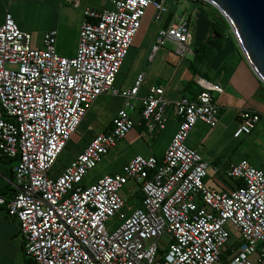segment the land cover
<instances>
[{
    "label": "built area",
    "instance_id": "2783aa9c",
    "mask_svg": "<svg viewBox=\"0 0 264 264\" xmlns=\"http://www.w3.org/2000/svg\"><path fill=\"white\" fill-rule=\"evenodd\" d=\"M109 1L110 8H82L72 56L55 52V29L45 30L37 46L8 11L0 24V155L13 159L14 187L11 196L0 194V205L17 219L30 264H215L229 237L226 224L238 241L227 264H264V168L246 158L230 162L225 175L241 184L216 189L204 181L207 161L184 143L197 120L215 124L218 106L210 91L220 92L218 83L195 75L202 87L196 97L171 101L177 128L160 158L135 154L119 172L84 183L85 173L133 125L129 110L141 74L121 89L113 80L145 7H154L155 15L166 10L163 0ZM192 26V16H178L157 30L152 49L171 39L183 56ZM110 90L123 98L111 126L49 176L89 104ZM162 91L151 85L138 97L147 132L164 125ZM259 115L240 109L233 135L248 132ZM129 179L141 193L132 207L120 193ZM115 212L120 222L107 224Z\"/></svg>",
    "mask_w": 264,
    "mask_h": 264
},
{
    "label": "crops",
    "instance_id": "0c3cea01",
    "mask_svg": "<svg viewBox=\"0 0 264 264\" xmlns=\"http://www.w3.org/2000/svg\"><path fill=\"white\" fill-rule=\"evenodd\" d=\"M31 0H0V24L3 21V16L6 11H8L11 17L14 19V8L21 7L25 5L26 2ZM76 7H80V15L79 19L76 18L73 22L70 17L69 13L64 12L65 15L62 17V11L56 15L55 18L56 22L52 25H49L47 28H44L42 33L48 29H55V42H54V49L55 52L62 56H72L75 53L76 45H77V37H78V28L80 22L82 20V8L85 6L93 7L95 9H105L107 7L100 5L99 2H94L92 0H67ZM166 4V3H165ZM66 5H59L60 10H62ZM167 7V6H166ZM154 8V7H153ZM192 8H189L188 11L185 12L184 15L191 17ZM168 11L159 12L156 14V10L154 8V13L152 16V21L156 24L154 26V35L151 36L149 39L145 40L144 34L140 37L137 44L132 43L128 46L133 47L134 52L137 54L138 62L139 63H146L147 59L152 63L155 61V76L152 82H148L147 86L144 90L139 92V85L143 80V77L146 76V72L141 69L136 72L133 81L127 85L126 87H130L134 84V80L138 74H141V79L139 85L137 87V98L134 100V109L129 110V114L132 118V113H137L136 118H132L133 125L132 127L122 136V139H125L127 142H132L134 140H138L140 138H144V136H150L151 138L156 136H161V151L155 153L152 150V147L146 154L141 155H154L157 158H160L163 154V151L173 134V132L177 128L178 116L175 113L171 101L176 98L185 97L188 99H193L196 97L199 90L202 88L195 81V75L192 74L189 67V59L192 57V50H187L183 56L169 54L165 51L159 52V45L156 49H152V45L155 42V37L157 34V30L160 27H166L172 22H176L178 16L181 15H172L167 21V14ZM145 10L141 18H144ZM140 18V19H141ZM78 21V22H77ZM17 26L20 27V21L17 19L16 21ZM140 25V23H139ZM226 29V28H225ZM137 31V30H136ZM226 31V30H225ZM41 33V34H42ZM41 37V36H40ZM65 39H69L68 42H64ZM35 40V39H34ZM171 42H174L171 39H168ZM40 41V39H39ZM37 42L40 43V42ZM132 42V40H131ZM130 42V43H131ZM66 43V44H65ZM175 43V42H174ZM189 44V43H188ZM73 46V53L69 54L70 48ZM176 46V44H175ZM128 51V49H127ZM237 53L235 52L232 56L236 59V61H229L228 55L224 57L216 69H207L206 67L202 66L201 71L202 74L205 76L206 80H210L211 82L218 83L222 89L220 92L217 91H210L214 101L218 106L217 111V120L214 125L209 126L201 120H197L192 127L189 129L187 135L191 134V141L188 143V146L194 147L198 152V149L203 147L204 141L208 139L210 136H213L214 142H219V148H227L229 150H238L239 154L233 158L227 157L226 162L220 164L221 169H223V173L225 174V169L227 168L230 162L237 161L240 158H246L250 164L258 168H264V84L255 76L243 56L241 55L240 51L237 48ZM159 52V53H158ZM127 53V52H126ZM189 56H186V54ZM126 55V54H125ZM179 56V57H178ZM125 57V56H124ZM232 57V58H233ZM233 58V59H234ZM175 59V61H174ZM207 70H210L209 72ZM159 75V76H158ZM161 77L160 80L157 79ZM155 80V81H154ZM154 81V82H153ZM162 85V97L167 101L163 107V113L166 116L164 125L162 128H156L151 132H147L143 118L139 112L141 109L140 102L138 97L144 95L148 87L151 85ZM125 88V87H123ZM119 89V88H118ZM108 92V91H107ZM123 102V100H122ZM122 102L116 108V110L122 105ZM240 109H252L258 111L260 113L258 120L255 122L253 127L246 133L242 132L237 136L233 135V131L237 126L238 123V112ZM113 113H107L106 119L104 121H100V117L98 118V125L99 130L97 132H105L108 130L110 125V118ZM87 111V109H86ZM79 124V123H78ZM94 132L91 134L94 135ZM117 141L111 147H109L106 152H110L113 155L119 148H116ZM152 144V143H151ZM81 151V150H79ZM78 151V152H79ZM76 152V153H78ZM105 152V153H106ZM104 153V154H105ZM102 155L98 161L108 158L105 155ZM140 154L138 152L120 158L119 160V170H104L98 171L95 180L102 176L103 174H112L115 172H119L121 170V166L133 155ZM201 157L205 159L202 151L199 153ZM105 156V157H104ZM207 161V160H206ZM213 169H216L218 166L216 165V161L214 159L210 160ZM209 164V162L207 161ZM13 164L12 161H8L5 158H0V185L5 181L9 183L10 186L12 185V176L11 179H6L5 175H9V167L11 168ZM96 164V163H95ZM94 164V165H95ZM92 168V167H91ZM208 173L206 174L204 181L205 183L210 186L207 182ZM86 177L83 178L85 184H89L91 178ZM90 181V182H89ZM213 187V186H210ZM14 188V187H13ZM215 188V187H214ZM219 189V188H216ZM225 189V188H220ZM137 191V192H136ZM7 193H11L8 191ZM140 192H138V187L134 191V193H123L124 202L132 207L139 203L140 197L138 196ZM129 197L132 198L129 200ZM236 231V229H235ZM237 233V231H236ZM235 233V240H237V234ZM30 258L25 253L23 248V240L19 232L17 219L6 212V208L4 205H0V264H30Z\"/></svg>",
    "mask_w": 264,
    "mask_h": 264
},
{
    "label": "rangeland",
    "instance_id": "374dc122",
    "mask_svg": "<svg viewBox=\"0 0 264 264\" xmlns=\"http://www.w3.org/2000/svg\"><path fill=\"white\" fill-rule=\"evenodd\" d=\"M94 2H99L100 5L110 8L112 4L109 0H92ZM166 3V11L171 12L173 15H181L183 16L186 11H188L189 8L192 7V1L191 0H163ZM66 5L62 10H60L59 5ZM69 13L70 19L75 22L74 20L76 18L79 19L80 15V7H76L70 3L67 0H31L25 3V5L21 7L14 8V18L15 21L18 19L20 21V27L21 30L29 32L33 38L35 39V43L38 46L37 42L40 39L41 33L44 28H47L49 25H52L56 22L55 18L56 15L59 13V11H62L61 16L63 17L65 15L64 12ZM154 13V8L151 5H148L145 7V16L144 18L140 19V25L137 28V31L134 32L132 36V43L138 42L140 37L144 34L145 40L149 39L151 36L154 35V26L156 25L152 21V16ZM192 16V13H191ZM14 20V19H13ZM78 22V21H77ZM16 23V22H15ZM227 32V27H226ZM69 39H65L64 42H68ZM65 43V44H66ZM175 43L171 42L168 39H164V42L159 46V52L165 51L169 54L177 55L175 54ZM70 52L69 54L73 53V46L69 47ZM133 47H129L128 51L123 58L118 72L115 74L114 80H113V87L115 88H123L129 85L133 78L136 75V72L143 69L146 72V76L143 77V80L141 81V84L139 85V92L145 89L148 82H152L155 72H154V66L155 61L150 62L149 59H147L146 63H139L137 54L134 52ZM158 52V53H159ZM233 54H229L227 57L229 61L233 60L236 61V59L232 56ZM186 56H189L187 53ZM179 57V56H178ZM234 59H233V58ZM175 61V59H174ZM208 72L210 70H207ZM159 76V75H158ZM161 77H158L157 79L160 80ZM155 81V80H154ZM153 81V82H154ZM123 98L115 92H112L111 90L108 92H103L98 94L94 100L89 104L87 111L82 116L79 124L76 126L75 130L70 134L69 138L66 141V144L61 149L60 153L57 155L56 159L53 161L50 169H49V176H54V173L60 170L63 165H65L72 157H74L81 148L85 146V144L90 139L91 134L95 131L99 130L98 125V118L100 117V121H104L106 119L107 113H113L116 108L119 106V104L122 102ZM137 113H132V118H136ZM191 134L189 133L186 135L184 139V143L186 145H189L191 139ZM87 141V142H86ZM161 136H156L151 138L150 136H144V138H140L138 140H134L132 142H126L125 139L119 138L117 140L116 148H119L113 155L110 154V152H106L104 155L108 158H104L100 161H97L96 164L90 168L84 175V179L86 177L89 179L91 178V181L95 180V176L98 171H104V170H119V160L120 158H124L127 156H130L136 152L140 154H146L149 149L152 147V150L155 153H158L161 151ZM152 143V144H151ZM220 143L214 142L213 136H210L208 139L204 141L203 147L199 150V153L202 151L205 155V159L209 162L208 164V177L207 182L210 186H213L215 188H225L229 189L228 182L233 181V178L235 177H228L223 173V169H221L222 163L226 162V158L230 157L233 158L239 154L238 150H229L225 147L219 148ZM104 156V157H105ZM216 161V165L218 166L216 169H213V166L210 162V160ZM87 179V180H88ZM90 182V181H89ZM137 185L131 181L130 179L123 184V186L120 188V193L122 194V197L124 194L128 193H134L136 190ZM130 202H132V198L129 197ZM110 222V225L115 226L118 222H120V219L117 217V212L113 213L107 221ZM225 227L229 231V237L226 241V243H230L232 245H237L238 241L235 240V228L230 225L226 224ZM237 234V233H236ZM215 264H227V260L225 259H219V261Z\"/></svg>",
    "mask_w": 264,
    "mask_h": 264
},
{
    "label": "water",
    "instance_id": "95a60500",
    "mask_svg": "<svg viewBox=\"0 0 264 264\" xmlns=\"http://www.w3.org/2000/svg\"><path fill=\"white\" fill-rule=\"evenodd\" d=\"M196 4L198 0H191ZM203 1V0H202ZM213 5L224 18L227 32L210 28L211 19L200 9L192 8V32L188 47L198 46L202 41L210 44L214 53L209 59L210 69H216L220 61L232 53L235 47L255 74L264 84V0H204ZM222 37L218 44L207 36Z\"/></svg>",
    "mask_w": 264,
    "mask_h": 264
},
{
    "label": "trees",
    "instance_id": "16d2710c",
    "mask_svg": "<svg viewBox=\"0 0 264 264\" xmlns=\"http://www.w3.org/2000/svg\"><path fill=\"white\" fill-rule=\"evenodd\" d=\"M198 2H203L205 4V6L207 7V9L201 8L200 10H202L211 19L210 28L216 29L217 31L221 32L222 35H223L225 33V28L227 27V25H226V22H225L224 18L222 17V15L218 12V10L213 5L209 4L208 2H206L204 0L203 1L202 0H198ZM193 5L194 4H192V6ZM172 15L173 14L171 12H169L167 14L166 21L169 18H171ZM207 39L210 40V41H213L215 43H218V44H221L222 43V37L217 40V39L212 38L211 35H208L207 36ZM235 52L236 53L238 52L237 51V47H235L234 50L232 51V53H230V54H234ZM213 53H214L213 47L210 44L205 43L203 41L198 46L192 47V57H191V59H189V67H190V71L192 72V74H194V75H200L203 78H205V76L202 74L201 67L204 66L207 69H210L209 66H208V62H209V59L211 58V56H212ZM139 112H140V109H139ZM109 122H110V125H111V118H110V121ZM65 144H66V142H65ZM0 158H5L8 161H12L13 160L12 158L6 157V156H3V155H0ZM9 171H10V174L9 175H5V178L6 179H11L12 170H11L10 167H9ZM228 177H231V176H228ZM240 184H241V180L238 177H235V178H233V181L228 182L227 185H228V187L233 188V187H235L237 185H240ZM8 191H11V193H7ZM13 192H14V188L12 186H10L9 183H7L6 181L0 185V194L4 198H7V197L11 196L13 194ZM138 192H139V190H138ZM138 196L141 197V193ZM235 246L236 245H232L230 243H226L225 246H224V248L222 249V251L220 253L219 258L221 260L222 259L225 260L226 257L231 252V250ZM160 252H161V249H158L157 250V254H159Z\"/></svg>",
    "mask_w": 264,
    "mask_h": 264
},
{
    "label": "flooded vegetation",
    "instance_id": "af4514ba",
    "mask_svg": "<svg viewBox=\"0 0 264 264\" xmlns=\"http://www.w3.org/2000/svg\"><path fill=\"white\" fill-rule=\"evenodd\" d=\"M193 6L198 8V9H201V8L207 9V7L205 6V4L203 2H197ZM212 38L217 39V40L220 39V38H217V37H212Z\"/></svg>",
    "mask_w": 264,
    "mask_h": 264
}]
</instances>
